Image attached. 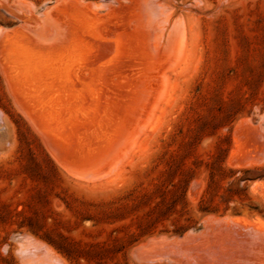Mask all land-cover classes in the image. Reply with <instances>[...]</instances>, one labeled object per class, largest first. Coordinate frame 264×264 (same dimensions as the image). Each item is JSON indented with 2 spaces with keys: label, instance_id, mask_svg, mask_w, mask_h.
<instances>
[{
  "label": "rangeland",
  "instance_id": "rangeland-1",
  "mask_svg": "<svg viewBox=\"0 0 264 264\" xmlns=\"http://www.w3.org/2000/svg\"><path fill=\"white\" fill-rule=\"evenodd\" d=\"M27 1L46 31L75 0ZM81 1L89 32L123 34L153 60L139 75L155 96L120 161L96 169L121 141L103 154L91 142L92 164L76 169L21 110L0 47V111L12 130L0 156V264H53L48 254L63 264H264V0H157L170 11L161 44L142 1ZM4 10L0 42L4 30L31 34ZM176 26L183 41L173 51Z\"/></svg>",
  "mask_w": 264,
  "mask_h": 264
},
{
  "label": "bare ground",
  "instance_id": "bare-ground-1",
  "mask_svg": "<svg viewBox=\"0 0 264 264\" xmlns=\"http://www.w3.org/2000/svg\"><path fill=\"white\" fill-rule=\"evenodd\" d=\"M61 1L57 0L60 4ZM139 1H142L146 9L154 16L152 23H155L157 43L161 44L164 36L163 30H166L164 29L166 25L163 26V22L167 21L170 11L163 7L162 3L159 4L157 0ZM81 2V0H75L65 3L66 5L62 2V10L50 16L53 28L50 27L45 31L41 27L42 21L39 17L42 12H38L39 16L32 13L37 9L36 4L27 0H0V6L5 8V12L7 11L16 19L24 21L31 29V34L19 29L4 30L0 47L4 65L9 72L7 74L10 79L7 78L11 80L12 90L22 106L21 110L24 109L35 124L46 133L56 146L60 156L70 159L72 167L76 166V169L81 170L86 169L89 163L92 164L91 155L94 154L96 148H92L95 143L91 146V142L99 143L97 149L103 154L109 153L106 152L107 149L111 151L109 148L112 147V143L121 141L111 159L96 168L104 167L105 169L109 166L113 167L115 161H120L117 156L125 150L130 144V139L138 133L139 128H136V125L140 123L141 112L146 109L147 104L155 96L154 92L142 87L143 85L140 84L142 77L139 75L143 69L147 70L153 66V60L140 58L136 49L138 46L132 42V44L124 42V39L120 38L123 34L118 33L119 37L116 35L114 39L109 40L110 37L105 39L101 32L96 31L95 33L91 30L93 34L89 36L91 32H89V15L84 9L85 7H80V4H83ZM86 4L89 9L95 7L91 2ZM77 12L78 14L85 12V15L81 14L82 16L79 17ZM68 16H71L70 19ZM118 24L120 26V23ZM180 24L182 23L180 22ZM172 29L174 30L169 35L173 40L171 50L178 47L183 41L182 38H179L182 35L180 27L176 26ZM66 41L71 42L68 47L63 46L66 45ZM163 45H156V48H153V53L161 54L163 47H166ZM83 57L89 60L88 65ZM80 60L81 63L85 61L87 66L84 70L78 68L77 70L80 71L72 73L71 70L81 65ZM132 66L133 70L129 69L132 70V73L127 78L123 69ZM11 141V127L5 114L0 111V156L9 149ZM96 169L90 168L88 171ZM26 242L37 246L42 253L48 254L47 248L42 242L29 238L26 239ZM48 256L53 264H63L56 260V257L50 256V254Z\"/></svg>",
  "mask_w": 264,
  "mask_h": 264
}]
</instances>
